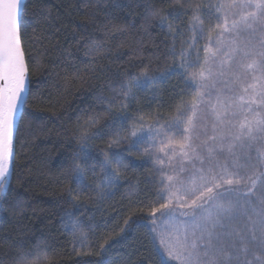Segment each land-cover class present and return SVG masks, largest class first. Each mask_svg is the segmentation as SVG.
<instances>
[{"label":"trees","instance_id":"1","mask_svg":"<svg viewBox=\"0 0 264 264\" xmlns=\"http://www.w3.org/2000/svg\"><path fill=\"white\" fill-rule=\"evenodd\" d=\"M219 2L25 0L21 32L29 91L17 129L12 174L0 191V264H162L167 260L158 235V225L166 217L154 224L149 215L151 207L163 202L156 195L160 165L154 163V155L164 137H156L155 149L149 143L132 149L130 156L125 151L128 167L119 168L117 181L101 189L96 187L103 177L99 162L112 151L108 145L117 138L123 117H128V125L147 126L158 118L165 124L176 116L177 105L196 96L191 75L203 64L209 32L213 37L218 32L211 27L216 20L210 9ZM196 5L201 6L196 15L204 21L202 37L191 27ZM153 10H158L157 15ZM161 15L167 17L163 24ZM182 49L188 53L183 58L186 68L168 71L181 62ZM144 69L163 75L150 87L133 89L134 98H126L121 86ZM208 124L211 134L210 120ZM82 145L91 157L89 164L96 165L85 168L86 189L77 188L70 175L72 157ZM145 147L153 155L145 154ZM252 200L247 215L226 220V227L217 230L233 233L224 237V248L233 257L239 252L240 261L260 264L264 250L252 240L250 229L262 206L256 197ZM74 221L79 227L75 232ZM255 235L260 236L258 226ZM245 244L246 253L240 251ZM37 245L47 251L39 258H25Z\"/></svg>","mask_w":264,"mask_h":264},{"label":"snow or ice","instance_id":"2","mask_svg":"<svg viewBox=\"0 0 264 264\" xmlns=\"http://www.w3.org/2000/svg\"><path fill=\"white\" fill-rule=\"evenodd\" d=\"M21 2L0 0V191L5 190L13 160L15 119L21 104L27 102L24 93L29 65L22 41ZM200 8L195 6L191 27L202 37L204 21L196 15ZM157 12L153 10V16ZM210 12L216 20L211 27L218 32L215 37L209 32L203 64L199 72L191 75L196 96L190 102L177 105L176 116L165 124H160L158 118L155 124L147 126L142 122L128 125V117H123L120 130L123 135L117 132V138L108 145L112 151L105 153L104 160L99 162L103 177L96 187L101 189L102 185L111 186L117 181L119 168L128 167L130 160L125 151L130 156L132 149L139 150L149 143L155 149L156 137H164L163 146L154 155V163L160 165L156 169L160 174V190L156 195L163 202L151 207L149 214L154 224L156 219L166 217L172 226L158 234L159 246L167 256L162 264L170 261L251 264V261H240L239 252L233 257L225 250L224 237H231L233 233L216 229L225 228L226 220L247 215L248 207L253 206V197L262 207L256 213L258 219L249 217L250 231L252 240L264 250V0H221ZM166 19L159 16L162 24ZM168 27L171 29L172 25ZM172 54H176L174 45ZM187 54L182 49L181 62L168 71L184 70L183 58ZM160 75L163 74H150L144 69L122 85L121 91L126 98H134L133 89L150 87ZM177 136L180 138L175 139ZM83 138L88 139L87 134ZM122 143L128 148L117 150L116 146ZM144 153L153 155L147 147ZM90 159L83 145L72 157L70 175L77 188L88 187L84 183L85 168L96 167L89 164ZM72 191L69 190V195ZM21 204L18 201L17 207ZM178 217L189 219L180 221ZM257 226L259 237L255 235ZM78 230V222L74 221L73 231ZM240 239L243 241L244 237ZM232 246L235 247L234 242ZM46 251L37 245L25 258L32 255L39 258ZM240 251L246 253L247 245ZM260 264H264V259H260Z\"/></svg>","mask_w":264,"mask_h":264},{"label":"water","instance_id":"3","mask_svg":"<svg viewBox=\"0 0 264 264\" xmlns=\"http://www.w3.org/2000/svg\"><path fill=\"white\" fill-rule=\"evenodd\" d=\"M24 2L25 0H22L21 2V8H20V23H21V15H22V10H23V6H24ZM28 91H29V80L27 82V88H26V91L24 93V99L26 100L27 99V95H28ZM24 104L25 103H22L21 106H20V110L17 114V117L15 119V124H14V131H13V144H14V150H15V139H16V134H17V128H18V125H19V122H20V119H21V115H22V111H23V107H24ZM13 161H14V155H13V160H12V163L10 164L9 166V173L6 177V182L9 180V178L11 177V174H12V169H13Z\"/></svg>","mask_w":264,"mask_h":264},{"label":"rangeland","instance_id":"4","mask_svg":"<svg viewBox=\"0 0 264 264\" xmlns=\"http://www.w3.org/2000/svg\"><path fill=\"white\" fill-rule=\"evenodd\" d=\"M189 218H186L185 219V221L186 220H188ZM172 226L167 222V218L165 219V220H163L162 222H161V224H159L158 225V231H159V233H164V232H166L168 229H170ZM217 230V229H216ZM217 231H219V230H217Z\"/></svg>","mask_w":264,"mask_h":264},{"label":"bare ground","instance_id":"5","mask_svg":"<svg viewBox=\"0 0 264 264\" xmlns=\"http://www.w3.org/2000/svg\"><path fill=\"white\" fill-rule=\"evenodd\" d=\"M25 3V2H24ZM18 129V128H17ZM16 140V139H15ZM14 153H15V150H14Z\"/></svg>","mask_w":264,"mask_h":264}]
</instances>
